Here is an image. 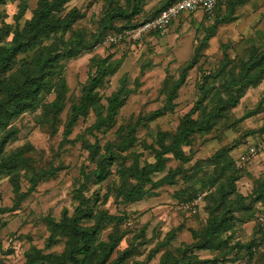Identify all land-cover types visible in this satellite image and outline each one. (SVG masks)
<instances>
[{"label":"rangeland","instance_id":"rangeland-1","mask_svg":"<svg viewBox=\"0 0 264 264\" xmlns=\"http://www.w3.org/2000/svg\"><path fill=\"white\" fill-rule=\"evenodd\" d=\"M42 1L0 0V40L9 41ZM163 1L68 0L54 13L60 18L74 13L69 26L15 56L4 74L14 85L24 77L22 65L30 66L47 48L73 49L57 60L47 89L32 107L0 124V264H38L35 259L42 255L50 264H58L56 256L61 264H75L67 258L72 236L65 224L81 200L91 216L79 224L99 221L87 257L91 264L102 259L100 243L110 234L118 241L100 264H165L179 257L189 264H264V249L250 253L260 239L255 216L264 200H256L255 192L264 177V149L243 168L234 166L237 155L264 135V74L240 91L232 89L239 93L236 102L225 106L208 130L189 136L180 147L185 161L171 153L162 156L163 169L150 178L177 170L172 183L147 184L141 199L121 202L122 192L134 183V170L152 163L159 149L172 142L179 119L191 108V118L199 119L225 101L229 81L243 63L264 51V0L227 2L210 17L198 11L184 14L162 36L149 33L113 44L104 40L113 32L106 29L94 45L82 44L94 38L111 8L134 4L139 9L131 18L113 19L117 27L151 16ZM194 53L193 64L182 70ZM97 61L111 70L95 87L93 104L64 135L70 108ZM121 87L129 93L111 121L102 122L107 99ZM156 109L161 113L144 118ZM106 146L113 154L103 178L86 177ZM37 174L31 190L18 200ZM230 176L236 177L234 191L223 199L218 189L227 188ZM224 211L215 234L205 238L210 215ZM194 244L204 248L193 249Z\"/></svg>","mask_w":264,"mask_h":264},{"label":"trees","instance_id":"trees-1","mask_svg":"<svg viewBox=\"0 0 264 264\" xmlns=\"http://www.w3.org/2000/svg\"><path fill=\"white\" fill-rule=\"evenodd\" d=\"M67 1L68 0H43L37 11L34 12L32 16L24 22L22 27L19 30H13L9 41L0 40V93L1 91L5 92V96L0 98V124L6 122L9 120V118L19 113L21 110L27 107H32V103L36 99L37 95L47 89L49 81L48 78L53 75V69L57 64V60L60 58L69 57L71 55L70 53L73 51L71 45H69V48L64 47L59 50L57 49L50 51L47 48V53L45 51L43 54H38L36 60L30 66L27 65V63L22 65L24 77H22V80L18 84L14 85L5 80L4 74L11 69L15 56L18 53L33 50L43 38H46L49 34H54L57 31H64L74 20L76 15L72 12L64 18H60L54 13ZM135 1L136 0H132V2ZM173 1L175 0H164L160 7H158L151 16L138 22H128L117 27L112 25L111 21L113 19L131 18L138 13L139 9L134 4H128L126 10H123L120 7H113L109 11L105 12L100 23L101 26L94 38L89 43L84 42L82 44L89 47L94 45L99 40H101L102 34L106 29L112 30V33H118L122 29L134 27L140 22L153 17L161 8ZM227 1L228 0H225L222 3ZM234 1L241 0H231L229 3L232 5ZM3 35H7V30L4 29ZM194 59L195 53L192 55L187 64L182 67V70H187L190 68L194 62ZM263 60L264 51L260 53V55L251 56L246 62H244L239 75L229 81L230 90L228 91L227 99L222 101L216 107L212 108L211 111L205 113L199 119H193L190 116L193 113L194 108H191L187 113H185L179 119L176 125L175 138L172 140V142L168 145L162 146L159 149L155 155V160L152 163L146 162L140 168L134 170V183L122 192L121 202L127 203L141 199L145 192L144 187L147 184L150 186V188H155L164 183H172L173 175L178 172L177 170L170 171L169 174L163 175L155 181H152L150 178L151 174L157 173L163 169L162 156L166 153H171L176 159L185 161L186 157L182 153L180 147L186 144L191 134L208 130L212 126L214 120L221 115V112L225 106H232L236 102L239 93L233 94L232 89H237L240 91L246 86L257 82L260 76L264 74ZM110 70L111 68L109 65H103V61H97L93 76L88 78L83 83L80 89V96L76 104L72 105L70 108V114L63 129L64 135L68 134L76 118L84 114L93 104V91L95 87L101 82L103 77L109 74ZM181 82L182 75L174 82L173 89L180 85ZM128 93V89L121 87L109 96L107 99L105 117L102 122L109 123V121H111L116 109L122 105ZM161 110L162 109H156L144 118L156 116L161 113ZM140 121L141 119H137L135 121V123L131 126V131L138 125ZM112 154L113 152L111 147L106 146L105 152L101 154L95 161V169L90 171L86 177L91 175L99 180L102 179L104 175L102 172L104 165L109 163L112 158ZM220 159L222 160V157ZM40 176L41 174H37L31 178L28 189L24 193L18 195V200L24 198L27 195L28 191L31 190L35 181ZM235 179V176H230L227 179V188L219 187L218 193L220 197L226 199L229 194L233 193V182ZM255 195L256 200H264V177L259 181ZM81 203L82 200L75 207L74 214L67 219L65 224L66 230L72 236V241L67 247V258L75 264H91L87 257L91 253L90 248L93 242V237L98 230L99 221L96 220L90 226L80 225V220L90 218L91 216L90 211L85 207H82ZM225 217L226 211L222 212L219 217H214L212 214L210 215V218L207 221V226L204 230L205 238L215 234L216 229L220 226V224H222ZM107 238L108 239L106 243H100L103 249V257L98 261V264H100L103 259L108 257L111 251L115 248L118 241V237L113 234L108 235ZM261 238L262 235L260 233V239ZM191 248L203 249L204 247H202L200 244H194L191 246ZM126 253L127 251H124L119 254L117 257V262L123 259ZM78 254L80 256L76 257ZM47 259L48 258L46 255H42L35 260L38 262V264H50ZM54 259L57 260L58 264L62 263V257L56 256ZM32 263L33 261H31L30 264ZM165 264H189V261L183 257H179L178 259H174L171 262Z\"/></svg>","mask_w":264,"mask_h":264},{"label":"built area","instance_id":"built-area-1","mask_svg":"<svg viewBox=\"0 0 264 264\" xmlns=\"http://www.w3.org/2000/svg\"><path fill=\"white\" fill-rule=\"evenodd\" d=\"M223 1L225 0H175L161 8L153 17L140 22L134 27L122 29L118 33H108L104 40L116 44L119 43L121 39L134 42L143 35L149 33L162 36L168 29L172 20L176 19L181 14L199 10L207 17H210L217 4ZM263 149L264 135H262L256 144L246 146L237 155L234 160V166L237 169L243 168ZM255 220L262 238L257 245L251 247L250 253H255L264 249V208L256 213Z\"/></svg>","mask_w":264,"mask_h":264},{"label":"crops","instance_id":"crops-1","mask_svg":"<svg viewBox=\"0 0 264 264\" xmlns=\"http://www.w3.org/2000/svg\"><path fill=\"white\" fill-rule=\"evenodd\" d=\"M231 0H228L227 2H230ZM227 2H225V3H222V2H219L218 4H217V6L215 7V9L212 11V14L211 15H213V12H215V10L217 9V8H222ZM199 13H201V15H204L205 16V14H203L201 11H199V10H197ZM194 12H196V11H194ZM190 13H192V12H190ZM188 14V13H187ZM182 15H184V14H181L180 16H178V17H181ZM177 17V18H178Z\"/></svg>","mask_w":264,"mask_h":264}]
</instances>
